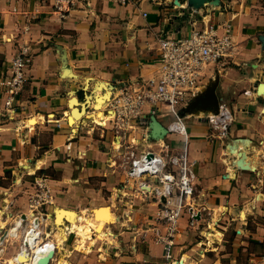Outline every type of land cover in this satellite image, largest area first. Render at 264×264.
Returning a JSON list of instances; mask_svg holds the SVG:
<instances>
[{"label":"crops","instance_id":"1","mask_svg":"<svg viewBox=\"0 0 264 264\" xmlns=\"http://www.w3.org/2000/svg\"><path fill=\"white\" fill-rule=\"evenodd\" d=\"M55 2L0 0V81L21 47L32 54L11 110L0 94L2 217L6 209L13 215L16 205L26 212L31 190L24 187L42 176L53 191L45 208L52 222L48 240L56 245L51 264H168L151 231L157 202L127 178L111 122L95 119L108 116L106 98L118 87L154 72L160 38L227 21L233 54L207 67L198 94L217 79L219 103L234 115L228 135L215 136L198 113L184 117L186 134L168 133L176 114L162 105L154 114L144 108L148 135L134 128L130 137L138 149L158 150L164 141L193 163L189 202L200 214L192 226L186 207L181 211L171 260L264 264V0H211L197 8L187 0H70L63 17ZM186 105L176 110L181 116ZM74 108L80 115H72ZM10 170L21 176L6 187L1 179ZM16 189L24 191L15 197ZM99 207L112 216L105 225L109 239L94 236L81 250L72 224ZM59 208L75 217L56 224ZM15 252L6 249L4 257Z\"/></svg>","mask_w":264,"mask_h":264},{"label":"built area","instance_id":"2","mask_svg":"<svg viewBox=\"0 0 264 264\" xmlns=\"http://www.w3.org/2000/svg\"><path fill=\"white\" fill-rule=\"evenodd\" d=\"M113 1L119 4L127 2ZM69 2L56 0L55 7L59 16H65ZM233 51L232 29L227 21L218 25L204 23L183 37L160 38L154 72L139 82L118 87L106 101L110 115L108 121L118 137L119 155L127 178L135 181L136 191L152 194L158 204L151 231L153 241L163 246L168 264H178V261L171 260V247L181 211L186 207L189 224L192 226L200 214L189 202L195 192L193 163L174 152L164 141L158 142V150L150 147L138 149L137 140L130 137V133L134 128H141L146 137L148 126L144 108L148 106L149 112L154 114L159 110L158 107L167 105L176 114L166 125L167 132L186 134L184 117L192 113L181 116L176 110L198 94L200 79L207 67L230 57ZM31 55L27 46L21 47L10 61L7 76L0 81V94L8 110L13 108L17 95L26 83V68L31 62ZM197 116L202 117L213 134L221 139L228 135L234 120L226 103H219L216 112H199ZM35 186V192L28 199V210L16 214L8 227L0 229V264H39L38 261L50 251L55 252L56 245L48 240L43 230L48 216L45 208L53 203V191L44 177H37ZM17 226V231L9 232ZM15 238L21 239L17 251L8 258L4 257L8 243ZM23 255L26 256L25 262L19 260Z\"/></svg>","mask_w":264,"mask_h":264},{"label":"bare ground","instance_id":"3","mask_svg":"<svg viewBox=\"0 0 264 264\" xmlns=\"http://www.w3.org/2000/svg\"><path fill=\"white\" fill-rule=\"evenodd\" d=\"M109 97H107L106 99L108 100ZM101 114H99L100 116ZM103 115H101L102 117ZM109 117L106 116L103 121L100 118H97L95 121L96 123H104L105 120H108ZM34 120H30V123H34ZM66 216L68 219L70 218H74L75 217V213L73 211L67 210V211H57V218H56V224L61 222L62 216ZM87 216L85 215H80L77 222H75L74 224H72V229L76 232V234L78 235V242L82 243L85 239H88L90 245L93 244L94 241V236L101 238L103 236H108L109 231L105 229V222L107 220H111L112 216L108 210V208L106 207H99L96 208L94 210L93 216L92 217H88L87 219L90 221V227H85V226H81L79 223V221L81 220H85ZM4 222L0 221V228L4 226L3 224ZM70 228V227H69ZM18 230V226L14 227L13 229H10L9 232H15ZM112 236V235H111ZM59 239L57 240V246H60L61 243V238L62 236L58 237ZM109 239V237H108ZM89 245V246H90ZM20 261L25 262L26 260V256H20L19 258ZM26 264V263H24Z\"/></svg>","mask_w":264,"mask_h":264},{"label":"rangeland","instance_id":"4","mask_svg":"<svg viewBox=\"0 0 264 264\" xmlns=\"http://www.w3.org/2000/svg\"><path fill=\"white\" fill-rule=\"evenodd\" d=\"M107 105V104H106ZM108 116H110V115H108ZM104 118L106 117V116H103ZM103 117H101L100 119H104ZM97 119V118H96ZM95 119V120H96ZM105 123V122H104ZM104 123H101V124H104ZM5 178L4 179H1V184L3 185V186H10V184H12V182L14 181V179H16L17 177H20L21 176V173H18L17 171H15V172H13V171H8V172H5ZM24 176H22L23 178H27V173H24L23 174ZM39 177H42V176H39ZM32 181H33V184L31 185H26L25 187H24V189H29V190H31V192L30 191H28L27 192V195L28 196H30L32 193H34L35 192V179H32ZM19 182V181H18ZM17 185H18V183H17ZM24 189H16L15 191H14V195H15V197L16 196H18V194H20V193H22L23 191H24ZM12 190V189H11ZM13 195V196H14ZM28 199H29V197H28ZM4 206V205H3ZM5 209V208H4ZM18 209H20V206L19 205H16V207L15 208H12L11 209V211L13 212V215H11V213H8V209H6L5 210V212H6V214L2 217V214H0V221H2L3 219L2 218H4L5 219V221H2V222H4L3 224H4V226L3 227H8V225H10L12 222H13V220L14 219H12V218H15V216H16V214H18V212L16 211V210H18ZM26 211L28 210V201H27V205H26ZM3 210V209H2ZM46 211V210H45ZM46 213H47V211H46ZM85 216H87L86 218H85V220H81V221H79V223L78 224H80L81 226H85V227H88V228H91L90 226V221L87 219L88 217H91L90 215L88 216V215H85ZM50 220H51V216H50V218H49V215L47 216V219H46V222H45V226L43 227L44 229V232L46 233V237L48 238V237H50V231H49V229H48V227L50 226H52V222H50ZM107 221H110V220H107ZM106 221V222H107ZM106 222H105V225H106ZM55 223H56V221H55ZM3 227H1V228H3ZM0 228V229H1ZM108 236H109V234H108ZM108 236H103V237H101V238H107L108 239ZM94 240H95V237H94ZM88 241V239H85L82 243H79L78 242V240H77V242H76V247L77 248H82L81 250H83V247L85 246V244H86V242ZM93 243H94V241H93ZM21 244V239L20 238H15V239H12V240H10V242L8 243V245H7V253H9L11 250H13L14 248H16V251H17V249H18V247H19V245ZM9 250V251H8ZM85 250V249H84ZM60 264H62V262H61V260H59L58 261Z\"/></svg>","mask_w":264,"mask_h":264},{"label":"water","instance_id":"5","mask_svg":"<svg viewBox=\"0 0 264 264\" xmlns=\"http://www.w3.org/2000/svg\"><path fill=\"white\" fill-rule=\"evenodd\" d=\"M188 5L192 7H199L203 2L205 1H211V0H187ZM216 1V0H212ZM217 85V79L211 82L210 85H208L203 92L199 93L196 97H194L185 107H183V111L185 113H199V112H216L219 105V99L216 95L215 89ZM75 108L72 110V115L74 114ZM77 115H80V111L76 110ZM64 209L59 208L57 211H62ZM67 211V210H65ZM57 218V212L55 214V221ZM67 219L66 216H64L61 219V222ZM60 222V223H61ZM53 257V251H50L46 257L41 258L38 263L39 264H49L50 258Z\"/></svg>","mask_w":264,"mask_h":264}]
</instances>
